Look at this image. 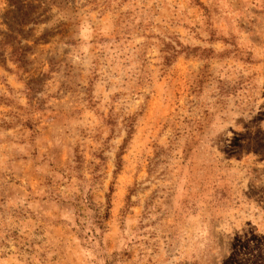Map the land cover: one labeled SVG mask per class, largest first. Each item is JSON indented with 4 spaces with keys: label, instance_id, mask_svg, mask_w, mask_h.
<instances>
[{
    "label": "rangeland",
    "instance_id": "obj_1",
    "mask_svg": "<svg viewBox=\"0 0 264 264\" xmlns=\"http://www.w3.org/2000/svg\"><path fill=\"white\" fill-rule=\"evenodd\" d=\"M0 264H264V0H0Z\"/></svg>",
    "mask_w": 264,
    "mask_h": 264
},
{
    "label": "trees",
    "instance_id": "obj_2",
    "mask_svg": "<svg viewBox=\"0 0 264 264\" xmlns=\"http://www.w3.org/2000/svg\"><path fill=\"white\" fill-rule=\"evenodd\" d=\"M20 60H21V59H20ZM109 208H110V204L107 203V208H106V210H109Z\"/></svg>",
    "mask_w": 264,
    "mask_h": 264
}]
</instances>
